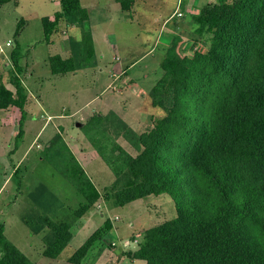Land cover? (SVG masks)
I'll use <instances>...</instances> for the list:
<instances>
[{"label": "trees", "instance_id": "1", "mask_svg": "<svg viewBox=\"0 0 264 264\" xmlns=\"http://www.w3.org/2000/svg\"><path fill=\"white\" fill-rule=\"evenodd\" d=\"M10 1L16 2L0 0V6ZM59 1L60 10L42 17L44 39L61 20L81 27L82 37H69L70 56H50L52 73L96 66L89 10L81 0ZM132 1L118 0L124 9ZM198 21L213 34L212 46L196 51L191 62L180 55L178 43L168 48L164 73L150 92L165 114L136 141L138 154L101 146L95 138L92 143L114 172L110 189L116 205L161 193L176 203L177 216L149 228L135 258L146 264H264V0L207 3ZM11 58L16 91L0 82V108L21 110L20 135L28 96L21 54L14 50ZM93 116V123L105 118ZM72 159L73 172L50 162L84 197L77 209L81 216L102 193L75 155ZM50 225L54 240L44 253L57 257L72 231L66 222ZM4 231L0 222V264H33ZM98 239L97 232L89 235L70 261L81 263Z\"/></svg>", "mask_w": 264, "mask_h": 264}, {"label": "rangeland", "instance_id": "2", "mask_svg": "<svg viewBox=\"0 0 264 264\" xmlns=\"http://www.w3.org/2000/svg\"><path fill=\"white\" fill-rule=\"evenodd\" d=\"M238 1L138 0V16H134L132 23H127L123 20L127 17L125 12L111 4L110 0H100V4L96 0H84L94 7L89 8V26L97 38V54L104 49L107 62L118 66L123 63V58L115 60L117 52L122 53L130 47L132 52L137 51L135 58L143 55L151 45L146 40L149 34L145 31L147 27L160 28L164 18L177 8L182 13H176L164 26V38L168 45L166 52L178 43L180 55L191 62L196 51L206 52L212 46L213 34L208 28H200L198 19L201 9L207 3ZM103 5L108 6L104 8ZM54 6L51 0H19L18 4L10 1L0 7V82L16 91L11 82L12 72L16 69L11 54L17 50L24 55L21 59L24 68L21 78L27 92L29 88L34 92V96L30 93V99L35 100L25 115L27 130H24V121L20 135L21 110L15 105L0 108V222L5 223L7 238L33 264H75L70 257L94 232L99 234V239L79 264H146L143 259H137L135 263L132 259L146 243L149 228L177 216L176 203L171 195L161 193L114 206L110 184L115 175L103 158L97 157L92 138L98 139L101 146L115 144L137 155L134 144L142 133H147L158 116L152 114L142 120L146 126L133 130L126 127L115 113L109 114L124 105L128 106L133 100L128 95L130 90L127 88L126 92L124 85L119 86L116 81L118 89L110 86L102 92L112 78L102 80V87L100 83L87 84L81 72L68 75L51 73L48 57L62 51L44 39L42 16L51 14ZM67 28L64 24L57 28L54 37L66 38L72 33ZM115 43V48H110ZM107 44L110 47L106 48ZM139 60L134 68L136 75L145 71L149 83L162 76L163 69L157 59L148 57L146 61L151 60L149 64ZM127 83L132 86V82ZM108 109H111L110 112L105 114ZM156 109L161 110L159 107ZM101 111L105 118L93 123V115ZM28 118L31 120L28 121ZM73 155L81 160L87 174L102 191L101 199L81 216L77 209L85 202L84 197L50 162L73 172ZM115 216L118 218L115 219ZM49 221L66 222L72 231L70 242L57 257L44 253L54 240Z\"/></svg>", "mask_w": 264, "mask_h": 264}, {"label": "crops", "instance_id": "3", "mask_svg": "<svg viewBox=\"0 0 264 264\" xmlns=\"http://www.w3.org/2000/svg\"><path fill=\"white\" fill-rule=\"evenodd\" d=\"M51 1H53L55 3V6L52 8V13L49 14V15H44V16L52 17L56 11L61 9V4H60L59 0H51ZM13 2L15 4H18L19 0H16V2L15 1H13ZM137 2H138V0L134 1V4L131 6L130 10H124L121 7V5L118 2V0H110L111 4H115L116 7H119L121 10H123V12H125L127 17L123 18V20L125 22H127V23H132L135 20L134 16H136V17L138 16V11H137V8H136L137 7ZM81 3H82V5L84 7H86L89 10V13H90V9L94 8L93 6H89L88 4H86L84 2V0H81ZM96 3L100 4L101 2H100V0H96ZM108 5H103V6H105L104 8H107ZM2 6H0V7H2ZM179 12H181V11L177 8V9H175V11L172 14H170L169 16L164 18V20L161 23V26H159L160 28L147 27V29L145 31L148 32L149 34L146 36V40L149 41V43H151V45H150L149 49L143 55H140V56H138V58H135V55H136L137 51L136 52H132L133 49H131L130 47H128L126 50L123 49L124 51L122 53L117 52L116 56L114 57L115 60L120 61L123 58V63L120 64V66H118L117 64H113L112 65V64H110V62H107L106 53H105L104 49H103V51L98 52V54H97V51H98V49H97L98 48L97 47V38L95 37L94 31L92 30L94 44H95V50H96V54H97V65L93 66V67L82 68V69H79L77 71H71V72H68V73H65V74H61V75L78 74L79 72H81L80 75L83 74V76L85 77L86 81H88L87 84L92 83V85H93V83L95 82L96 85H98V83H100V85L102 87L104 86L103 83L101 84L102 80H106V77L112 78L113 80H109L108 81L107 86H105L103 88L102 92H104L110 86L118 89V87L115 85L116 81L119 83L118 84L119 86H121V84L124 85L123 88L125 90L127 88L130 90V91H128V89H127L126 92L128 91L129 94L128 93H125V94H128L129 96L133 97V100H130V104L128 106L124 105V106L120 107L119 110L116 109L114 112L118 116H120L131 128H133L134 130H139L141 127L146 126V125H144V123H142V120L146 119L149 116H152V114H155L156 117L158 116V118H159V116L164 115V110L161 107H159V106L153 105L152 98H151V95H150V92H151L153 86L156 84V82L160 79L161 76H159L156 80H154L153 83L152 82L149 83L148 80H147L148 77H149L147 75V73L144 71L143 74L139 73V75H136V72L134 71V68L139 63V61H140L139 59L146 61L148 59V57H152V60L153 59H157L158 63L161 66V63H162V61H163V59L165 58V55H166V48L168 47V45L166 43V40L164 38V36L166 34L165 33L166 31L164 30V26L166 25V23L168 21H170L173 18L174 15H176V13H179ZM44 16H42V17H44ZM63 24L66 27H68L69 31H71L72 33L70 35H68L66 38H63L61 36L55 38L54 36H55V34L57 35V33L54 32L51 35L50 39L46 40V41L49 44L57 45L59 47L58 49L60 51H62V52H58V53H55V54H60L62 57L66 58V57L70 56V54H71L70 45H69V37L73 36L76 39H80L82 37V29H81V27H79L77 25H69V24H67L65 20H61L60 21L58 29H60V27ZM43 32H44V29H43ZM62 32H65V30H63ZM58 38H59V40H58ZM0 45H2V44H0ZM115 45H116V43L113 46L111 45V47H110L107 44L106 48L108 46L110 48H115ZM52 55H54V54H51L50 56H52ZM23 56L24 55L22 54L21 58H20V61H19L22 66H23V64L21 63V59H22ZM50 56L48 57V61H49ZM100 59H101V61H100ZM150 61L147 62V63L148 64L151 63ZM49 66H50V64H49ZM50 70H51V68H50ZM51 73H52V71H51ZM163 73H164V70H163ZM55 75H58V74H55ZM22 80L24 81L23 78H22ZM145 81H147V83ZM127 82H132V86L127 85L128 84ZM147 85H148V87H147ZM90 86H91V84H90ZM134 87H136V89H134ZM124 89L122 90V92L124 91ZM26 90H27V88H26ZM115 91H117V90H115ZM30 93H31L32 96H34L33 95L34 92L32 93L31 89L29 88L28 92H27V96H28L27 97V102L25 104V112H26V114H27V112L30 111L29 106L33 105V103L35 101V100H31L30 99L31 98ZM36 100H37V98H36ZM156 107L161 108V110L157 111ZM4 109H6V108H4ZM110 110L111 109H108L104 113L105 114L109 113ZM101 112L102 113H100V114H104L103 111H101ZM19 113H21V112H19ZM49 116H55V115L49 114ZM26 120H27V116L24 119L25 126L27 125ZM30 120L31 119L28 118V121H30ZM151 125H153V124L151 123ZM42 129H43V127L41 128L39 133L42 131ZM24 130L26 132L27 126L24 127ZM97 157H98V154H97ZM114 180H115V177H114L113 181L111 182L110 186L112 185ZM100 192L102 193L101 190H100ZM102 201H104V200H102ZM104 202H103V204H104ZM115 205L116 204L114 203V206ZM91 209H92V207L89 210H91ZM90 213L92 214V212H90ZM102 215H104V213ZM116 218H118V216H115V219ZM112 220H113V222L115 221L113 218H112ZM137 259H140V258L132 259L133 263H135V261Z\"/></svg>", "mask_w": 264, "mask_h": 264}, {"label": "built area", "instance_id": "4", "mask_svg": "<svg viewBox=\"0 0 264 264\" xmlns=\"http://www.w3.org/2000/svg\"><path fill=\"white\" fill-rule=\"evenodd\" d=\"M179 14H181V12H179Z\"/></svg>", "mask_w": 264, "mask_h": 264}]
</instances>
